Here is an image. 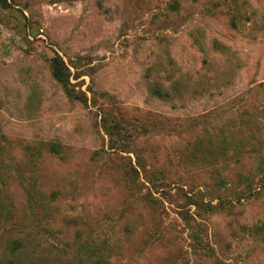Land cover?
Returning <instances> with one entry per match:
<instances>
[{
  "label": "rangeland",
  "instance_id": "rangeland-1",
  "mask_svg": "<svg viewBox=\"0 0 264 264\" xmlns=\"http://www.w3.org/2000/svg\"><path fill=\"white\" fill-rule=\"evenodd\" d=\"M263 157L264 0H0V264H264Z\"/></svg>",
  "mask_w": 264,
  "mask_h": 264
},
{
  "label": "trees",
  "instance_id": "trees-1",
  "mask_svg": "<svg viewBox=\"0 0 264 264\" xmlns=\"http://www.w3.org/2000/svg\"><path fill=\"white\" fill-rule=\"evenodd\" d=\"M53 76L55 77V79L62 84L68 95L72 96V97H77L74 93L73 90H71L68 86H69V78L67 77L66 74V65L65 62L62 58L59 57H55L54 61H53ZM244 181L247 183L246 187L237 192V198L241 199L242 195H253V193L255 192L256 189V184L261 183L263 185V181H264V157L262 158V161L260 163V166L257 168L256 173H252L250 175H247L244 177Z\"/></svg>",
  "mask_w": 264,
  "mask_h": 264
}]
</instances>
